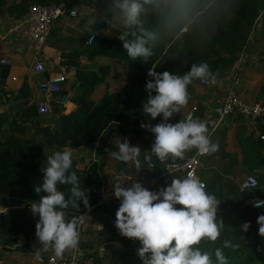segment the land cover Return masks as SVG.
I'll return each mask as SVG.
<instances>
[{
    "label": "trees",
    "instance_id": "obj_1",
    "mask_svg": "<svg viewBox=\"0 0 264 264\" xmlns=\"http://www.w3.org/2000/svg\"><path fill=\"white\" fill-rule=\"evenodd\" d=\"M107 17L112 14L122 15L114 6V0H96ZM143 11L139 17L140 25L127 27V32L135 31L141 35L140 28L155 36L148 46L152 56L132 60L123 49L120 39H112L103 34L94 35V41L85 48L88 37L81 39L80 53L63 55L64 64L77 69L78 81L86 94L91 93L96 84L103 81L109 74V67L101 68V77L84 73L79 70L78 58L81 55L89 59L102 56L109 60L120 61L128 66V75L124 87L118 93L105 95L98 105L84 95L78 102L79 119L76 113L61 115L53 129L43 128L40 135L44 145L36 142L34 137L24 138L28 132L24 123H29L38 117L35 105L29 106V90L24 84L14 100H22L24 109L21 115L11 117L6 124L11 135H7L0 144V206L11 204L30 205L46 193H36L34 188L42 183V167L48 156L55 150H92L101 157L106 150L112 151L107 145L116 135L125 132L126 127H132V133L146 116L142 112V103L146 101V80L150 79L147 72L154 68L156 72H173L184 74L192 64L207 63L213 72L224 73L231 71L238 61L240 54L248 46L252 34L260 25V39L264 45V0H139ZM37 4L48 7H62L66 11L75 10L85 4L82 0H18L6 9L5 0H0V15L6 13L10 17H22L28 8ZM88 6L90 4L88 3ZM262 15V22L258 18ZM105 22L97 21L96 29L104 28ZM128 39H133L131 35ZM7 69L2 71V77ZM200 81L194 79L192 83ZM155 93H153L154 95ZM0 116V128L5 123ZM38 125V123H37ZM1 130V129H0ZM38 135V131H37ZM102 161L93 162L86 170H78L73 165L74 172L80 181V186L88 190L89 209L79 203V208L69 207L66 211L68 219L81 213H90L95 221L102 225L96 231L99 244L91 250L94 264H142L137 255L140 247L138 241L130 240L120 235L114 226L115 214L119 206L102 204ZM65 192L66 199L70 196V186L58 185ZM238 196L240 193L238 191ZM259 191L251 193L243 191L242 199L262 197ZM236 200V199H235ZM13 204V205H14ZM253 211V210H252ZM225 223V222H224ZM224 225V224H223ZM34 232L33 219L23 211H13L0 215V242L10 245L20 237L30 236ZM252 240L253 247L247 242ZM224 241H230L231 246L224 247ZM202 252H209L213 264H218L215 249L222 248L228 264H264V239L258 234H243L239 228L226 226L221 229V235L216 241L203 238L198 245ZM102 249V254L99 253ZM88 253V252H87Z\"/></svg>",
    "mask_w": 264,
    "mask_h": 264
},
{
    "label": "crops",
    "instance_id": "obj_2",
    "mask_svg": "<svg viewBox=\"0 0 264 264\" xmlns=\"http://www.w3.org/2000/svg\"><path fill=\"white\" fill-rule=\"evenodd\" d=\"M82 1L85 4L75 9L78 18L74 19L64 15L57 19L51 27L46 44L40 47L30 39L29 29L24 20L25 15L16 18L10 17L6 13V9L17 4L18 0H5L6 9L0 15V61L2 58H6L11 65L3 67L0 64V116H3L6 121L0 128V144L7 135H11L6 124L11 117H15L16 114L21 115L20 112L24 109L22 100H14L24 84L28 86L29 90V106L46 102L51 108L50 113L39 114L29 123H24L25 128H28L24 138L29 139L33 135L32 137L40 145H44L40 130L43 128L53 129L62 114L76 113L79 119L83 117L82 114H79L78 102L84 95L93 102V105H98L105 95L118 93L124 87L128 75V66L120 61L109 60L102 56L89 59L88 56L81 55L78 58L80 71L99 78L101 77L100 69L109 67L108 76L96 84L94 90L89 94L84 92L82 83L78 81L77 69L64 64L63 55L81 52V39L86 35L99 36L103 34L112 39H119L121 35L127 32L122 15L112 14L111 17H107L106 12L100 9L96 0ZM88 3L96 6L95 12L89 10ZM97 21L105 22L104 28L96 29ZM260 33L261 27L259 25L258 37L255 40L259 38V43L264 50ZM251 44L249 43V49L245 53V60L243 59L242 64H240L242 69L240 74H231L232 69L222 74L215 73L217 82L211 84V87H205L199 81L189 84L187 86L188 103L182 106L180 111L174 114L168 122L176 123L178 120H185V115L194 105L199 108V113L194 118L204 121L201 116L202 111H213L221 107L228 91L235 92L247 104L264 105V53L259 58H255L256 49L251 48ZM88 47L85 46V48ZM34 57L43 62L44 71L41 74L33 71ZM237 62H239V58ZM236 64L234 65L235 70ZM4 69H7V74L2 77ZM56 75H63L66 78L63 93L69 96V100L63 107L57 104L60 95L45 94L38 89L40 81ZM12 104L15 105L10 107ZM161 119V116H157L153 120L146 115L140 125L137 126V132L134 134L132 127H126L125 132L114 136L113 140L107 143L112 151L106 150L101 157L96 155L95 147L92 150H72L74 153L73 165L78 170H86L93 162L102 161L104 163L102 187L106 188V193L104 197L102 196V204L120 205V201L112 195L114 181L130 184L137 177L144 176L147 181H150L145 188L159 190L169 185L174 178H184L182 174L164 176L163 166L172 159L171 156L165 160H160L151 153L150 148L155 137L147 127H141V125L154 126ZM261 136H264V116L255 121L239 114L228 117L212 137V141L219 146L218 153L202 160L204 170L200 174L206 182L207 193L214 195L220 201L218 220H221L226 226L239 228L245 235L258 234L257 217L264 215V209L252 211L248 207L247 202L251 197L242 199V191L239 189L241 182L254 177L258 183L259 191L264 194V140H261ZM118 139L121 142L127 139L130 146L140 147V168H137L132 161L124 164L114 159V155H116L114 153H118ZM150 164L154 165V169L148 167ZM46 166L47 161L44 163L42 171ZM238 191L240 196L237 195ZM8 202V205L14 204H11L10 200ZM8 213L10 212L2 216ZM28 214L33 219L35 229L36 217L31 212ZM245 222H250V227L246 232L241 230V225ZM259 237L264 239L260 235ZM99 244H103V241L97 237L96 230L82 229L77 248L66 250L61 257L68 258L74 253L85 254ZM3 246L4 244L0 242V264H40L36 261L33 253L12 251Z\"/></svg>",
    "mask_w": 264,
    "mask_h": 264
},
{
    "label": "clouds",
    "instance_id": "obj_3",
    "mask_svg": "<svg viewBox=\"0 0 264 264\" xmlns=\"http://www.w3.org/2000/svg\"><path fill=\"white\" fill-rule=\"evenodd\" d=\"M123 16L126 27L139 26V17L143 11L139 0H114ZM141 35L135 31L125 32L119 37L123 49L132 60L147 61L152 56L148 46L154 40L152 33L140 28ZM131 35L133 39H128ZM150 79L146 80L145 91L147 99L142 103V112L151 119L161 116L159 123L141 125L147 127L155 139L151 145V153L160 160L169 156L182 157L186 150L195 148L200 154H211L218 150V144L210 138L206 123L198 118L178 120L169 123V119L178 113L189 100L187 86L194 79L215 84L216 76L207 63L192 64L184 74L169 71L158 73L154 68L147 72ZM153 93H155L153 95ZM139 146H130L127 139H118V154L125 162L132 161L140 168ZM74 153L71 149L55 150L47 158V166L43 170L42 183L34 188L36 193L44 192L39 200L31 202L30 211L39 219L35 225V236L41 246L36 252V258H41V252L50 249L56 257L69 249L77 248L80 242L78 231L79 220L68 219L66 211L69 207L78 209L82 202L89 209L87 189L80 186V181L74 172ZM58 185L70 186V196L66 199L65 192ZM112 195L120 201L115 214L114 226L121 236L138 241L140 247L137 255L142 264H213L209 252H202L198 245L203 238L216 241L224 227L217 219L220 201L205 191V185L195 174L185 178H174L171 183L157 191H152L138 181L130 184L114 181ZM255 207H264V201L253 202ZM177 205L181 207H177ZM7 212L0 206V213ZM258 234L264 237V215L257 217ZM250 222L241 225L246 232ZM224 247L231 246L230 241H224ZM218 264H228L222 248L215 249Z\"/></svg>",
    "mask_w": 264,
    "mask_h": 264
},
{
    "label": "built area",
    "instance_id": "obj_4",
    "mask_svg": "<svg viewBox=\"0 0 264 264\" xmlns=\"http://www.w3.org/2000/svg\"><path fill=\"white\" fill-rule=\"evenodd\" d=\"M89 10L91 12L96 11V6L94 4H91L89 6ZM68 15L71 18H78V13L76 10H70L66 11L62 7H54V6H40L37 4L31 5L27 13L24 16L25 24L29 29L30 33V39L33 43H35L38 46H44L48 40L49 33L51 30V27L55 23L57 19L60 17ZM94 41V34H90L88 37L86 45L89 46ZM0 64L3 67H9L11 64L6 58H2L0 61ZM33 71L37 74H41L44 71V65L41 59L34 57L33 59ZM65 76L63 75H56L49 79H43L40 81L38 85L39 91L45 94L49 95H60L57 104L61 107L65 106V104L69 100V96L65 93H63V85L65 83ZM199 83L205 87H210V83H206L203 80H200ZM37 112L40 115H45L47 113L51 112L50 106L46 102H39L36 105ZM199 109L197 106L191 107L189 112L185 115V120L194 118L195 115H198ZM236 114H239L247 119L250 120H258L264 116V105L262 104H247L244 102L235 92L228 91L227 94L224 97L223 103L221 107L213 110V111H202L201 116L203 120L206 123V126L209 131L210 138L212 140V137L214 136L215 132L218 131L220 128V125L227 119L228 117L234 116ZM261 140H264V136L260 137ZM218 150L215 153L211 154H200L195 148H192L190 150H186L182 157H173L171 156V160L166 162L163 166V175L164 176H171L176 174H182L185 177H187L189 174H195L197 177L200 178V180L205 185V191L207 192V185L204 179L201 177V171L204 170L202 160L206 159L207 157L211 155L217 154ZM114 159L118 162L127 164L128 162H125L122 157L118 154L114 155ZM150 169H154V165L150 164L148 165ZM134 181H138L145 187L150 181H147V179L144 176L137 177ZM152 181V180H151ZM239 189L243 191H249L251 193H254L258 191L259 186L254 177L248 178L247 180L241 182L239 184ZM152 191H157L156 189ZM102 196L104 197L106 193V188H101ZM261 200L264 201V196L262 197H254L251 198L247 205L248 207L253 211H261L264 209V207H255L254 201ZM7 209V212H13V211H20L23 210L27 213L30 211V205L25 204H14V205H8L2 206ZM177 207H181L177 205ZM0 213L2 216L3 214L7 213ZM219 204H218V210L217 215L219 214ZM80 215L84 216L85 218L79 220L78 222V231L80 232L82 229H93V230H101V225L93 219L90 213H81L76 215V217H80ZM36 217V223L39 219L38 216ZM35 230L34 232L27 237H20L16 240L15 243L10 245H4L3 247L12 250V251H21V252H28L33 253L36 258V252L40 250L41 246L38 243V240L35 236ZM103 250L99 249V253L102 254ZM36 261L40 264H94V258L91 256V252L88 253H74L68 258L63 257H56L55 253L50 249L47 252H41V258L37 259Z\"/></svg>",
    "mask_w": 264,
    "mask_h": 264
},
{
    "label": "rangeland",
    "instance_id": "obj_5",
    "mask_svg": "<svg viewBox=\"0 0 264 264\" xmlns=\"http://www.w3.org/2000/svg\"><path fill=\"white\" fill-rule=\"evenodd\" d=\"M262 15L258 18V20H259V22L261 23L262 22ZM114 22V21H113ZM114 24H116V23H114ZM258 31H259V25L257 26V28H256V30L253 32V34H252V39H251V41H250V43H252L251 44V48H253V49H256L255 50V54H256V56H254L255 58H259L260 57V55L261 54H263L264 53V50H263V47L261 46V43H259V38L258 39H256L255 40V38L256 37H258ZM253 42H255V43H253ZM248 49H249V44H248V46L243 50V52L240 54V56H239V62H237V68H236V70H235V67L232 69V71L230 72L231 74L232 73H241V71H242V69L240 68L241 67V65L240 64H242V60L244 59V57H245V53H247V51H248ZM245 60V59H244ZM239 67V68H238ZM211 87V86H210ZM214 87V86H213ZM194 106H196V105H194ZM194 106H192V107H194ZM199 109V108H198ZM218 219V218H217ZM97 231V230H96ZM247 245L249 246V247H253V242H252V240H250V241H248L247 242Z\"/></svg>",
    "mask_w": 264,
    "mask_h": 264
},
{
    "label": "water",
    "instance_id": "obj_6",
    "mask_svg": "<svg viewBox=\"0 0 264 264\" xmlns=\"http://www.w3.org/2000/svg\"><path fill=\"white\" fill-rule=\"evenodd\" d=\"M15 104H12L10 107H13Z\"/></svg>",
    "mask_w": 264,
    "mask_h": 264
}]
</instances>
